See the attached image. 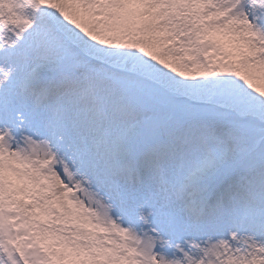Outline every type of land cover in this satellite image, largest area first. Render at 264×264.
<instances>
[{"label": "snow or ice", "instance_id": "1", "mask_svg": "<svg viewBox=\"0 0 264 264\" xmlns=\"http://www.w3.org/2000/svg\"><path fill=\"white\" fill-rule=\"evenodd\" d=\"M0 264H264V0H0Z\"/></svg>", "mask_w": 264, "mask_h": 264}]
</instances>
